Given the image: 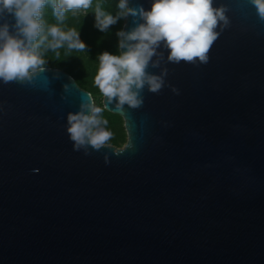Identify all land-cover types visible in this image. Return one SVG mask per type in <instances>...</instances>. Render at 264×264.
<instances>
[{
    "label": "water",
    "instance_id": "95a60500",
    "mask_svg": "<svg viewBox=\"0 0 264 264\" xmlns=\"http://www.w3.org/2000/svg\"><path fill=\"white\" fill-rule=\"evenodd\" d=\"M220 5L206 64L161 47L159 93L137 109L104 97L123 147L74 150L67 116L94 98L68 72L0 81V264H264V21L249 0Z\"/></svg>",
    "mask_w": 264,
    "mask_h": 264
},
{
    "label": "clouds",
    "instance_id": "9594fccd",
    "mask_svg": "<svg viewBox=\"0 0 264 264\" xmlns=\"http://www.w3.org/2000/svg\"><path fill=\"white\" fill-rule=\"evenodd\" d=\"M249 2L264 21V0ZM116 7L113 15L100 2L93 8V0H0V81L31 83L45 68V53L58 56L65 47L69 51H85L87 46L79 32L62 27L68 13L93 9L95 27L101 32H108L120 19L131 15L143 22L130 31L116 33L121 51L119 55L105 51L98 56L94 83L107 104L114 103L117 109L125 105L137 109L143 105L145 88L159 93L165 86L166 67L159 74L148 70L161 67V47L168 52V63L206 64L220 35L217 28L223 30L230 24L229 9L225 5L214 6V0H153L150 10L142 5L129 6V0H118ZM46 8L51 9L56 23L46 24ZM7 16L13 17L14 23H9ZM103 110L87 99L78 112L68 114L67 133L74 150L91 147L99 151L106 147L112 133L106 128L107 120L101 118Z\"/></svg>",
    "mask_w": 264,
    "mask_h": 264
},
{
    "label": "trees",
    "instance_id": "16d2710c",
    "mask_svg": "<svg viewBox=\"0 0 264 264\" xmlns=\"http://www.w3.org/2000/svg\"><path fill=\"white\" fill-rule=\"evenodd\" d=\"M117 3L118 0H103V4L108 7L107 11L111 12L113 15H115L117 12ZM82 10L83 9L78 10L75 13H68L62 27H64L65 29L75 28L79 32L80 39L86 44V50L69 51L65 47L59 50L58 56L55 53L47 52L44 54V59L47 62L45 67L58 68L68 72L71 76L74 77L79 86L88 90L92 94L95 105L104 109L101 113V118L107 120L108 123L106 125V128L112 133L111 139L107 143L113 145H121L123 142L127 141V132L124 125V119L120 115L106 110L102 102H97L93 93L98 90L94 83V78L99 67L98 56L105 51L114 55H119V41L116 33L122 30L126 18L120 19L115 25H113V27H115V30L113 32L112 26L110 27L108 32H105V42L103 45L102 42L93 43V41L96 40L97 37H95L96 35L94 36L92 34V31L90 29H95L93 28L91 23L88 24V22H85L84 18H82L84 16L83 14H80V11ZM44 19L46 24L50 25L56 23V20L52 16L50 8L45 9ZM93 37H95L96 39L93 40ZM88 75L90 79L93 80V83H85V78H89Z\"/></svg>",
    "mask_w": 264,
    "mask_h": 264
},
{
    "label": "rangeland",
    "instance_id": "374dc122",
    "mask_svg": "<svg viewBox=\"0 0 264 264\" xmlns=\"http://www.w3.org/2000/svg\"><path fill=\"white\" fill-rule=\"evenodd\" d=\"M96 2H100L101 4H102V7L107 11L108 9V7H106V5H104L103 4V0H93V8L95 7V3ZM114 6V5H113ZM110 8V7H109ZM114 9V8H113ZM92 10L93 9H89V10H87V12L85 11V10H82V11H80V14H83L84 16L82 17V18H84V20H85V22H88V24L89 23H91L92 24V26H93V28L96 30H93V29H90L91 31H92V34L95 36V37H97V39L95 38V37H93V40L94 39H96V40H94L93 41V43H101L102 42V44L104 45V42H105V32H101V31H99L96 27H95V16H94V13H92ZM79 14V13H78ZM113 27V26H112ZM115 30V27H113L112 28V32ZM91 34V35H92ZM97 34H99V35H97ZM98 45H100V44H98ZM89 47V46H88ZM88 77H89V75H88ZM85 83H87V84H90V83H93V80L92 79H90V77L89 78H85ZM94 96H95V98H96V100H97V102H102L103 103V99H104V97H103V95L99 92V90H97V91H95L94 93ZM127 142V141H126ZM126 142H123L121 145H116V146H118V147H123L125 144H126Z\"/></svg>",
    "mask_w": 264,
    "mask_h": 264
}]
</instances>
